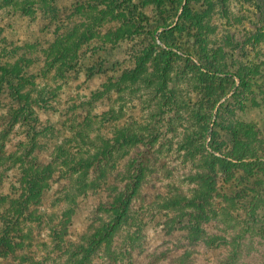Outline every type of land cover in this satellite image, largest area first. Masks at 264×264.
<instances>
[{
  "label": "rangeland",
  "instance_id": "1",
  "mask_svg": "<svg viewBox=\"0 0 264 264\" xmlns=\"http://www.w3.org/2000/svg\"><path fill=\"white\" fill-rule=\"evenodd\" d=\"M83 1L86 0H54L56 12L45 11L39 3L26 14L0 7V66L17 62L27 65L14 77L16 93L7 82L0 83V198L4 197L0 200V238L8 232L15 244L13 251L0 255V264H31L30 260L72 264L73 245L102 226L108 215L101 206L113 200L144 158L149 166L147 175L133 200L127 224L116 233L109 249L119 255L118 261L109 256L104 246L90 264H229L233 254L235 264H264V238L248 226L252 199L246 197L250 191L242 178V169L235 170L234 176L218 173L214 198L205 207L208 221L200 219L199 223L195 206L184 201L194 197L201 186L199 174L207 171L203 156L191 157L182 147L186 135L202 124L192 113L202 94L194 91L193 81H188L181 69L183 57L187 56L184 49L173 58L176 67L171 70L170 83L177 87L176 101H187L184 107H161V93L156 99L149 93L155 82L139 88L124 82L116 85L124 71L135 67L130 55L132 48L142 49L153 40L150 34L139 32L132 40L108 43L104 34L117 23L106 24L99 37L81 49L87 50L84 66L107 60L104 72L89 76L83 68L59 75L56 69L49 68L46 49L66 28L82 20L71 14L75 5ZM211 1L212 9L204 21L208 26L204 29L206 41L212 47H225L230 74L241 67L248 68L249 74L250 90L243 96H237V75L224 77L230 88L227 96L232 97L231 106L235 94L245 104L244 110H237L228 118L252 123L264 138V107L252 103L263 98L264 41L254 43L250 38L263 30L264 13L256 6V0ZM142 2L133 0V5L143 19L142 30L147 31L156 24L158 4L142 6ZM162 2L167 5V1ZM190 5L195 12L207 10L206 0H192ZM181 12L182 8L177 16L168 14L169 22H180ZM146 16L150 22L143 18ZM163 30H157L153 37L158 47L166 48L161 39ZM226 37L233 38L240 47L226 46ZM192 40L190 35L189 48L195 50ZM94 46L98 50L93 55L89 49ZM192 60L198 61L195 55ZM187 77L192 79L191 74ZM218 105L212 110L213 115ZM26 109L29 112L25 113ZM125 128L141 132L145 140L114 152L107 178H96L98 172L90 170L87 181L95 178L96 188L77 195L75 203H71L70 196L82 177L54 161L57 148L62 146L78 158L94 152L97 138H112ZM83 131L89 133V138L81 136ZM211 141L207 134L205 142L212 153ZM49 163H53L55 172L46 181L40 200L29 204L22 213L20 201L26 196L28 172L36 169L37 164ZM111 164L115 167L110 168ZM258 176L264 177L261 172ZM173 200L181 202L172 205ZM254 203V214L263 220L264 200ZM196 225H200L206 237L219 235L228 243L211 247L204 240L195 239Z\"/></svg>",
  "mask_w": 264,
  "mask_h": 264
},
{
  "label": "trees",
  "instance_id": "2",
  "mask_svg": "<svg viewBox=\"0 0 264 264\" xmlns=\"http://www.w3.org/2000/svg\"><path fill=\"white\" fill-rule=\"evenodd\" d=\"M162 1L143 0L141 3L142 6L150 2L158 4L156 24L149 28L151 30L147 31H145L146 29L142 30L143 19L135 12L136 6L133 5V0H86L76 4L71 15L72 17L79 16L82 20L74 26L66 28L46 49L47 65L50 69H56L59 75L69 74L70 72L76 73L83 68L89 76L104 72L108 61L102 60L97 64L84 66L83 59L87 50L81 51V49L98 38L101 29L106 24L117 23V26H111L104 34L108 43L118 44L126 40H132L139 32L150 34L153 40L142 49L132 48L130 55L132 60H135V67L124 71L116 85L124 82L131 87L137 86L139 88L141 86L147 87L148 84L155 82L149 93L155 97L154 99L158 98L161 93L159 102L161 107L169 105L173 107L175 104L184 107L187 106V101L184 99H181V102L176 101L177 87L170 85L173 81L171 70L176 67V61L173 58L179 54L180 50L184 49L187 56L183 57L184 65L181 69L182 72L186 73L183 76L188 81H193L194 91L202 94L197 109L196 107L192 109V113L198 118V122L202 124L199 129L186 135L182 147L187 149V154L191 157L203 156L202 164L207 169V171L199 174L201 179L200 189L196 191L193 198L184 201H189V204L195 206L199 215V223H201L200 219L208 221L209 216L206 214L205 207L214 198V193L217 190L218 173L227 172L234 176L235 170L242 169L245 173L242 178L250 191L246 197L252 199V208L249 214L251 216L250 225L248 226L253 230H257L264 238V219L262 220L260 216L254 214L256 208L254 200L257 203L264 200V177L260 178L258 176L260 172L264 175V138H261L259 130L252 123L242 120L234 122L233 119L228 118L234 115L237 110H244L245 104L235 94V103L231 106L229 102H231L232 97L227 96L230 93V88L224 81L227 79L224 77L237 75L240 80L237 96H243L250 90L249 74L246 73L248 68L241 67L230 74L227 61L229 55L225 47L219 45L212 47L206 41L204 29L208 26L204 21L205 15H208L212 9L211 0H206L207 10H202V12L193 10L194 8L190 5L192 0H164L167 1L165 6ZM36 3H39L45 11L56 12L57 10L53 6L54 0H0V7H11L26 14L35 9L33 6ZM255 3L258 9L264 13V0H256ZM181 8L180 22L176 24L173 20L169 22V16L167 15L174 13V16H177ZM143 18L150 22L147 16ZM161 28L164 29L161 39L166 48L163 46L158 47L156 38L153 37L154 33ZM185 31L193 34L187 35ZM190 35L193 37L194 44L192 47H195V50L189 48L190 43L187 40ZM250 38L253 39L254 43L264 41V27L263 30H259ZM224 41L226 46L236 49L240 47V44L234 43L231 37H226ZM97 50V46L89 49L93 55L96 54ZM194 55L198 59L197 62L192 60ZM25 64L20 66L17 62L13 65H1L0 83L7 82L11 90H15L16 93L14 77L19 76L21 71L27 67ZM189 74L192 75V79L187 77ZM262 93V100L260 102L253 100V106L264 107L263 90ZM224 98L225 100L222 101ZM218 103L217 113L213 115L212 110L217 108ZM27 112H29L28 109L25 110V113ZM212 116H215L214 121ZM143 128L148 129V126ZM81 134L82 137L84 135L89 138V133L86 131L81 132ZM207 134L211 136L210 147L214 153L208 151L209 144L205 142ZM223 135L226 136V139L224 137L221 139ZM144 140L145 138L141 132H132L130 129L125 128L120 129L112 138H97L94 152L92 151L91 154L87 152L78 158L71 156L65 148L59 146L54 161L64 165L72 173H79L82 177L76 192L70 196V202L75 203L77 195L96 188L95 178L89 182L87 181L90 170L95 169L98 172L96 178H107L109 172L107 167L114 152H118L128 145L141 143ZM228 144L230 148L227 147ZM112 167L115 166L111 164L110 168ZM148 167L145 158L139 161L136 164L134 173L123 183L121 190L117 192L113 200L101 206L100 209L108 215V218L102 222V226L96 228L92 233L88 232L80 242L73 245L74 250L70 257L72 264H90L94 254L104 246L110 253L109 256H115L114 261H118L119 255L117 256L114 251L109 252V249L113 244L116 233L124 224H127L130 218L133 200L140 192ZM54 172L55 166L53 163L45 166L37 164L36 169L28 172L25 188L26 196L20 201L22 213L29 204L40 200L47 184L46 181L52 177ZM0 200L3 201L4 197H1ZM177 202L181 201L173 200L172 205H177ZM193 229L195 232L194 238L204 240L211 247L228 243V240L219 235L206 237V233H203L204 230L200 225H196ZM0 248V255H5V253L15 249V244L8 232H5L0 238ZM234 260L235 254H233V259L229 264H235ZM30 261L31 264H41V262L34 260Z\"/></svg>",
  "mask_w": 264,
  "mask_h": 264
}]
</instances>
